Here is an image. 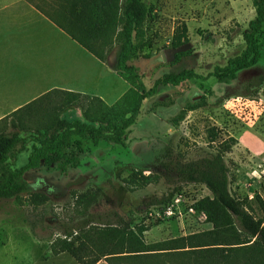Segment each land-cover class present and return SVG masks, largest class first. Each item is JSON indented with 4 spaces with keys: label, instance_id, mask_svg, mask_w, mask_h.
<instances>
[{
    "label": "rangeland",
    "instance_id": "obj_1",
    "mask_svg": "<svg viewBox=\"0 0 264 264\" xmlns=\"http://www.w3.org/2000/svg\"><path fill=\"white\" fill-rule=\"evenodd\" d=\"M27 1L49 19L70 14L68 0ZM143 1L148 8L142 24L146 45L127 63L136 68L146 87L172 71L192 69L206 76L216 66L224 67L229 58L244 49L242 32L255 15L253 0ZM180 22L186 24L189 41L173 49L172 33ZM42 45L34 62L33 57H22L17 66L10 64V83L19 84L31 74L43 76L50 67L51 71L58 68L57 76L61 78L60 74H65L64 62H71L74 71H80L78 80L85 82L82 88H91L93 83L89 76L96 64L86 61L90 56L79 54L83 50L76 42H73V61L68 53L63 55L65 53L57 49L55 63ZM255 52V62L237 70L235 78L227 83L208 76L160 87L156 94L143 100L123 145L106 141L95 145L83 140L78 167L69 168L65 173L58 171L56 164L27 170L22 177L27 189L21 196L38 191L45 193L48 200L33 207L28 203L19 204L14 197L0 198V264H81L65 251L52 254L50 241L82 220L92 219L90 225H98L103 220L114 221V214L134 223H145L147 242L209 229L211 224L201 214L187 212L191 203L210 195L209 190L197 183H169L161 175L162 169L155 161L167 146L189 160L212 153L217 141L233 135L237 142L223 156L230 171V190L239 198L253 200L257 193L264 200V21L256 36ZM114 63L112 51L105 64L114 67ZM217 72L222 74L225 70ZM110 80L106 74L99 83L107 87ZM119 81L120 84H114L116 92L105 97L107 102L111 103L120 90L128 88L127 82ZM72 84L77 85L74 81ZM199 100H204L206 105L187 111L182 119L176 118L183 107ZM73 114L70 110L65 116ZM212 125L218 133L216 140L209 142L207 128ZM30 144L26 140L15 146L0 176L7 169L26 162ZM133 170L157 174L159 179L129 190L123 179ZM89 189H97L98 195L96 201L84 209L77 205L74 195ZM172 190L175 194L171 201L178 195L181 200L169 215L163 211L171 201L163 203L159 199ZM252 203L254 213L261 215L255 201ZM83 258L90 260L92 255L86 254ZM106 259L101 258L95 264H109ZM193 260L188 253L120 264H189ZM235 264H241V260L237 259Z\"/></svg>",
    "mask_w": 264,
    "mask_h": 264
},
{
    "label": "trees",
    "instance_id": "obj_2",
    "mask_svg": "<svg viewBox=\"0 0 264 264\" xmlns=\"http://www.w3.org/2000/svg\"><path fill=\"white\" fill-rule=\"evenodd\" d=\"M70 14L51 19L54 24L91 55L106 62L114 51L116 73L128 88L112 103L99 95L72 89L54 87L0 119V172L4 171L10 153L17 144L30 141L26 162L7 169L0 176V198L14 197L19 204L40 206L48 200L43 192L27 189L22 179L27 170L56 164L61 173L80 165L83 140L93 144L100 141L123 145L130 126L135 122L143 100L156 94L160 87L178 85L194 77L205 79L215 76L219 82L235 78L237 70L252 65L256 59V36L264 21V0H253L255 15L248 21L242 36L245 47L239 55L227 60L224 67L216 66L206 76L192 69L163 74L149 87L143 83L136 68L127 62L146 43L142 38V24L148 12L143 0H68ZM189 41L184 22L178 23L172 33L171 47L179 48ZM225 70L220 74L218 70ZM206 105L204 100L189 103L176 116L182 119L187 111ZM73 110L72 116H65ZM78 111V113H76ZM25 133V135H23ZM209 142L217 137V128H207ZM237 142L233 135L216 142L214 151L186 160L170 146L164 147L156 163L161 175L169 183L204 185L210 195L192 203L196 213L211 224L209 229L147 242L144 238L148 226L134 223L117 214L116 219L90 225L92 219L82 220L75 227L65 229L62 236L50 241L52 254L67 252L81 264H95L108 258L109 264L148 262L159 257L188 255L194 257L189 264H264V200L256 193L252 199L236 197L230 190V171L223 156ZM157 174L133 170L124 180L129 190L142 188L158 181ZM176 190H179L177 188ZM175 191L162 195L159 201L168 203ZM97 189L74 195L77 205L84 209L97 199ZM255 201L261 215H256ZM91 254L90 260L84 255ZM181 257V256H177Z\"/></svg>",
    "mask_w": 264,
    "mask_h": 264
},
{
    "label": "crops",
    "instance_id": "obj_3",
    "mask_svg": "<svg viewBox=\"0 0 264 264\" xmlns=\"http://www.w3.org/2000/svg\"><path fill=\"white\" fill-rule=\"evenodd\" d=\"M73 42L75 41L72 38L27 0H0V119L54 87L96 94L107 102L105 97L116 92L114 84L115 82L120 84L119 80L122 78L116 73L114 67L107 66L106 62L98 60L79 44L78 46L83 50L79 51V54H84L87 58L90 56V59H86V61L96 64L89 76L90 82L93 83L90 87L93 90L82 88L85 82L78 80L80 71L78 69L74 71L71 62H64L65 74H60L61 78L57 76L58 68L57 71L56 69L51 71L50 67L43 76L41 73L38 76L31 74L22 78L19 84L10 83V72L8 71L10 64L17 66V62L22 57H33L32 62H34L35 57L40 54L42 44L50 59L53 58L54 63L56 62L57 49H61L60 51L65 53L63 55L68 53L71 61L74 51ZM52 44L54 45L51 47ZM106 74L110 79H114L113 83L112 80L109 81L107 87L101 86L99 83V80H102ZM52 75L54 77L51 79ZM122 80L126 83L124 79ZM73 81L77 85L72 84ZM125 90L126 87L120 90L119 94H116L115 100Z\"/></svg>",
    "mask_w": 264,
    "mask_h": 264
},
{
    "label": "built area",
    "instance_id": "obj_4",
    "mask_svg": "<svg viewBox=\"0 0 264 264\" xmlns=\"http://www.w3.org/2000/svg\"><path fill=\"white\" fill-rule=\"evenodd\" d=\"M180 200H181L180 195L176 196L175 199H174L173 201H171V203H169V204L167 205V207L165 208V210H164L163 212H165L166 214L171 215V214L174 212L173 209H172V207H173V208H174V207H175V208L178 207V206H177V203H178ZM187 212H189V213H195V210H194V208L192 207V203L187 207Z\"/></svg>",
    "mask_w": 264,
    "mask_h": 264
}]
</instances>
